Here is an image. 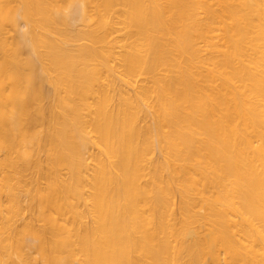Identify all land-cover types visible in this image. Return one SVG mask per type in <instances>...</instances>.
Here are the masks:
<instances>
[{
	"label": "bare ground",
	"instance_id": "obj_1",
	"mask_svg": "<svg viewBox=\"0 0 264 264\" xmlns=\"http://www.w3.org/2000/svg\"><path fill=\"white\" fill-rule=\"evenodd\" d=\"M0 264H264V0H0Z\"/></svg>",
	"mask_w": 264,
	"mask_h": 264
}]
</instances>
